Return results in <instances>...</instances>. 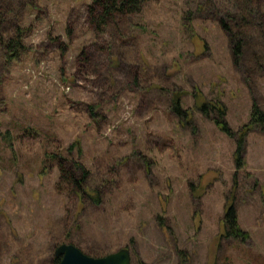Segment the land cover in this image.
I'll return each mask as SVG.
<instances>
[{"label":"rangeland","instance_id":"obj_1","mask_svg":"<svg viewBox=\"0 0 264 264\" xmlns=\"http://www.w3.org/2000/svg\"><path fill=\"white\" fill-rule=\"evenodd\" d=\"M91 1L0 0V264H51L60 243L264 264V0H144L98 26ZM58 160L86 170L74 190ZM228 203L244 242L222 236Z\"/></svg>","mask_w":264,"mask_h":264},{"label":"trees","instance_id":"obj_2","mask_svg":"<svg viewBox=\"0 0 264 264\" xmlns=\"http://www.w3.org/2000/svg\"><path fill=\"white\" fill-rule=\"evenodd\" d=\"M144 0H92L86 7H87V15L90 18L91 22L95 23L96 26L103 24L105 19L109 18L110 16L119 13V14H125L130 12H136L140 9V6ZM96 15L95 19L92 20L93 16ZM222 25L225 29H227V26L222 22ZM19 41L18 39H9L8 45L11 47L10 51L13 52L19 47ZM240 52V40H236L232 49L233 54H238ZM12 57H15L13 55ZM216 111L217 117L213 119L214 124L225 134L232 135L233 133L227 126L225 120H224V108L223 106L212 105L210 106ZM207 105L203 104L199 107V111L202 114H207ZM171 112H174L175 114L181 115L182 117L189 118V112L184 111L180 113V109L178 107L177 102L173 104L172 108L170 109ZM249 124L255 123L256 121L262 120V113L259 111L258 107L255 104L251 105L250 109V115H249ZM235 149L233 151V157L234 162L237 167H239L242 164V148H243V140L236 139L235 141ZM49 157L51 159H55L56 155L49 154ZM59 158V157H58ZM57 160V158H56ZM54 160V161H56ZM74 169L79 171L81 173V177L76 179L72 172H69L64 167L61 166V162L58 160L57 162V168H58V183H66L70 184L73 190L75 187L81 185L82 178L86 174V170L84 167L74 162ZM72 169V170H74ZM71 170V169H70ZM222 236H228L232 237L235 240H238L240 242H244L248 239L249 235L246 231L239 228L237 223V217H236V210L233 203H228L224 206L222 218ZM59 258L58 257H52L51 264H57Z\"/></svg>","mask_w":264,"mask_h":264},{"label":"water","instance_id":"obj_3","mask_svg":"<svg viewBox=\"0 0 264 264\" xmlns=\"http://www.w3.org/2000/svg\"><path fill=\"white\" fill-rule=\"evenodd\" d=\"M58 257L57 264H129L130 253L127 247H120L103 256L93 257L84 254L70 243H60L53 250Z\"/></svg>","mask_w":264,"mask_h":264}]
</instances>
